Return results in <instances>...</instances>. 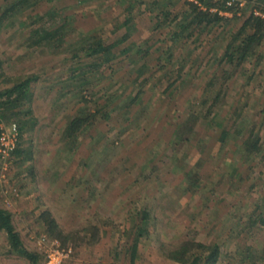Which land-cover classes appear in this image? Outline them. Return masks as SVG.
I'll list each match as a JSON object with an SVG mask.
<instances>
[{
    "label": "trees",
    "instance_id": "16d2710c",
    "mask_svg": "<svg viewBox=\"0 0 264 264\" xmlns=\"http://www.w3.org/2000/svg\"><path fill=\"white\" fill-rule=\"evenodd\" d=\"M57 1L6 0L0 6V32L5 29L10 31L11 36L22 34L16 44L18 50L22 49L21 53H8L0 46V137L3 131L11 129L13 123L17 126L16 146L9 156H4L0 151L1 166L8 164L10 168L14 163L24 161L25 158H18L19 155L24 156L30 150V136L41 121L34 111L36 101L76 95L81 100L80 107L64 116L68 120L63 132V146L67 147L68 152L61 165L66 167L70 163L66 188L73 184L84 185L85 181L80 176L88 166L90 157L85 145L92 136L90 130L98 123H106L105 126L113 128L111 119L114 114L120 115V121L130 119L133 105L142 102L149 84L159 92V97L144 108V112L151 113L147 123L154 118L151 131L159 129L162 121L167 122L172 113L184 108V103H172L189 92L184 101L189 107L188 116L192 121L188 131L197 133L200 124H207L206 127L212 130V152L216 158L229 154L236 147L234 141L240 135L242 144L239 148L243 155L238 162L231 164L229 171L214 173L212 179L197 177L183 159V151L192 143L184 142L179 149L170 143L179 124L177 118L167 128L163 153L153 160L148 170L143 171L142 167V171L126 186L129 196L125 203L130 204L126 213L131 222L126 228L121 229L115 218L95 211L85 225L66 230L50 209L55 197L42 193L38 199L41 205L37 208H41V218L35 215L22 228L14 220V215L0 204V230L6 234L4 254L24 257L29 264H44L47 251L39 244L40 238L54 237L63 248L70 250L61 264H74L84 250L99 245L110 232L111 237L118 235L115 249L111 250L112 264H139L141 245L146 241L149 228H152L150 236H153L155 247H158L157 251L163 258L159 264L166 261L168 264H264V248H252L257 237L264 233V190L255 195V191L264 186V167L248 186L243 182L245 172L241 170L247 168L250 171L259 163H264V0H121L115 2L114 6L123 14L114 20L107 19V14L112 11V3L78 0L77 6L80 8L98 4L94 13L103 16V23L89 30L72 23L71 12L57 6ZM45 5L44 10L42 7ZM85 9L84 15L87 12ZM256 10L262 14L256 13ZM145 13L150 16V21L143 33L135 38L134 32L144 27L135 19ZM56 17L61 19L47 26L42 25L49 18L53 20ZM111 23L119 31L113 37H105ZM74 36L78 38L72 40ZM42 51L44 55L52 57L51 64L58 60L52 68L42 59L37 60L36 68L27 65L21 68L26 60ZM203 54L208 55L209 59L207 62L202 60V63ZM120 56L122 59L119 61L131 65L137 74L142 76L146 72L141 82L128 85L115 79L113 75L122 65L110 63V72H104L105 65ZM149 66L150 70L145 71ZM206 70L209 72L204 74ZM60 71H66L58 80L65 83L60 93L36 94L38 87L55 84L48 80V75ZM5 78L9 80L7 84L3 83ZM127 88L130 91L126 97L113 106L114 99L119 97L117 95L125 93ZM237 103L240 109L246 106L253 109L249 128L238 125L240 112L234 106ZM137 127L140 124L137 123L134 129ZM117 137L119 133L107 140L106 148L116 146ZM61 151L58 149L57 152ZM140 156L142 152L138 153ZM33 161L34 157L28 160L26 170L32 171L36 183L39 172ZM138 165L136 163L114 173L110 187L115 189L119 175L130 173ZM76 169L78 173L74 172ZM114 169L119 167L115 165ZM6 171L9 175L11 168H6ZM173 171L179 172L175 179L171 178ZM228 175L234 180L232 185L235 188L232 186L226 192L207 188L210 182H217L223 189L230 180L219 183V176ZM162 176L168 178L167 188L178 187L183 182L188 184L187 190L191 191L185 207L192 208L193 214L191 218L184 219L189 230L180 229L182 236L173 244L167 243L158 234L156 205L159 204L154 205L149 199L156 196L158 189L151 187ZM37 186L35 184L32 191ZM244 187L246 191L241 196ZM3 190L0 188L1 194ZM144 191L147 199L140 203L145 197L142 195ZM185 191L181 189L179 196L170 201L167 207L177 202ZM9 194L15 202L21 200V189L15 184L10 186ZM211 199L214 204L210 207ZM244 200H248L253 209H248ZM238 209L240 212L236 216ZM206 214L207 222H203ZM28 230L33 234L27 238L24 233Z\"/></svg>",
    "mask_w": 264,
    "mask_h": 264
},
{
    "label": "rangeland",
    "instance_id": "374dc122",
    "mask_svg": "<svg viewBox=\"0 0 264 264\" xmlns=\"http://www.w3.org/2000/svg\"><path fill=\"white\" fill-rule=\"evenodd\" d=\"M5 1L6 0H0V6L4 4ZM105 1L112 3V11L107 14L108 20H114L116 17L122 16L123 12L120 11L117 6H114L115 2H121V0ZM77 2L78 0H58L56 5L64 8L68 12H71V16H73L72 23H74L77 27L89 30L103 23V16L101 14L96 15L94 13L98 4L89 5L86 10L84 7L80 8L77 6ZM47 5L42 7V9L45 10ZM84 9L87 11V14L85 13V15L83 13ZM256 11L261 12L260 10ZM226 14L231 15V13L228 12ZM59 19H61V17H56L53 20L49 18L47 22L42 23V25L47 26L51 22L58 21ZM135 20L144 24V27L141 26V28L134 32L133 35L136 38L145 30V25L150 21V16L148 13H145L142 14V16L136 17ZM111 24H109L106 29L105 37H113L117 35L119 31L113 26V24ZM162 32L166 33V31ZM21 35L22 34L11 36L10 31L5 29L2 30L0 32V46L8 53H13L14 51L21 53L22 49L18 50V48H16V44L18 43V39ZM77 38V36H74L72 40ZM38 59H42V62L44 61L46 64L50 63L48 67L51 68L58 61L57 60L55 63L51 64L52 57L44 55V52L42 51L32 59L30 58L29 60H26V62L23 63L24 65H21V68L26 65L28 67L31 66L32 69L36 68L35 63ZM120 59H122V56L111 60V62L105 65L104 72H110V69L108 68L110 63L118 64L119 66L122 65V67H120L113 75L115 79H118L128 85L141 82L146 72L141 76L139 73L137 74L131 65L124 62L121 63L119 61ZM208 59L209 56L203 54L201 61L203 60L204 62H207ZM194 60H196V58ZM150 66L145 69V71L150 70ZM13 67L14 66L11 65L12 69ZM207 72H209V70H206L204 74ZM65 73L66 71H60L58 74H49L48 80L54 81L55 84L38 87L36 94H41V92H50L51 94L60 93V91L63 90L65 83L64 81L58 82V80L61 79ZM8 82V79H3L4 84H7ZM150 85L151 84H149L147 89L148 91L143 97L142 102L133 105L132 111L130 112V119H123L120 121V115L114 114L111 119L114 126L113 128L105 126L106 123H98L96 127L90 130L92 136L87 142H85L86 147H88L87 153L90 157L87 160L88 166L83 170V173H81L80 176L81 180L85 181V184H73V186H70L69 188H66L65 184L69 177L68 170L70 168V163H68L66 167L61 165L63 160L67 158L68 152L67 147L63 146V132L68 120L65 119L64 116L67 113L75 112L80 107L81 100H78L79 96L71 95L67 98L57 96L49 99L48 101L41 100L39 102H35L34 111L39 116L41 121L36 126L33 135L30 136L32 137L30 150L25 153L26 155H19L18 157L25 158L24 161L14 163L12 167L10 166L11 173H9V175L6 171V168L8 170L10 169L8 164H3L2 166L0 165V188L4 189L2 194L0 191V204L5 206L14 215V220L20 224L21 228L24 224L26 225L28 222H31L35 215H37L38 218H41L39 215L41 208L39 210L37 208L41 205L38 199L42 193L44 196L55 197L50 204V209L56 215L60 225L66 230L85 225L89 222V219L95 211H100L104 215L115 218L121 226V229L126 228L127 225L131 223L130 220L127 219L126 213L130 208V204L125 203L129 196V189H127L126 186L128 187L134 176L142 171V167L144 168L143 171L148 170L151 167L150 164L153 160L160 157L163 153L162 148L164 146L167 128L174 124L177 118H179V124H177L176 131L174 132L175 135L173 134L174 136L172 137V142L170 143H173V146L176 149L182 147L184 142L186 144L189 142L192 143L191 146L183 151V159L186 161L185 163H187L188 168L195 173L197 177L212 179L214 177V173H220L223 170H225V172L229 171L231 164L236 161L238 162L241 159L243 152L239 148L240 144H242V138L240 135L234 141L236 147L233 148L229 154H222L219 158H216L213 156L212 152L213 134H210V132L212 133V130H209V128L206 127L207 124H200L198 126L197 133L188 131L192 121L191 117L188 116L189 107L186 106V102L184 101L189 92L185 93L181 100H174L172 103L173 105L177 102L184 103V108L178 111V113H172L171 118H169L167 122L162 121L159 129L151 131V128L154 125V118L151 122L147 123V118L151 113L150 111L144 112V108L151 102V100L155 101L157 97H159V92L157 93V89L153 90ZM197 85H199V83H197L196 86ZM129 91L130 89L127 88L125 93L118 94L117 96L119 97L114 99V102L112 103L113 106L121 102ZM102 100L104 101L105 99ZM234 106L235 110H237L238 113L240 112V118L238 121L239 127L249 128V121L253 118L252 107L246 106L240 109L239 103ZM137 123L140 124V127L134 129ZM103 132H105L106 135L102 136ZM118 133L119 137L116 139V146L106 148V142ZM146 133L148 135L144 136ZM142 137L143 139H140ZM138 139H140V141ZM58 149H62L61 153L57 152ZM140 152H142V156L138 157V153ZM32 157H34V167L39 172L37 173L38 181L36 180V183L31 175L32 171L30 172L29 170H26L27 162ZM136 163L140 166L138 165V167L130 173L126 172L119 175V180L116 182L118 185L115 189H112V187H110V184L112 183V175L116 172L119 173V171H123L125 168H129ZM115 165L118 166L119 169L115 170ZM263 167L264 163H259L250 171H247V168L241 169L243 173L245 172V180L243 181L245 186L250 184V182L254 179V176ZM74 172L78 173V170L76 169ZM178 175V171H173L171 173V178L175 179ZM167 179L168 178L166 176H162L155 181V184L151 187V189L156 187L158 192L155 194L156 196L153 195L151 196L152 198L149 197V199L151 202L155 203L154 205H156L157 202L159 204L156 205V213L158 215V234L161 235L164 241L173 244L177 242L179 237L182 236L180 229H183L184 231L189 230L188 223H186L184 219L188 217L191 218V214H193V212L192 208L185 207L186 202L191 196V191L187 190L188 184L180 182L178 187L167 188ZM185 180L187 181L188 179L185 178ZM224 180L230 181L223 189L217 182H210L207 188H215L218 192H226L234 186L232 185L234 184V180L231 179L229 175L225 177L219 176V183ZM34 183L38 186L32 191V188L35 186ZM187 183H189V181ZM12 184H15L17 188L21 189V200L17 202H15L12 195L9 194V189ZM235 187L236 186H234V188ZM165 188L167 189L164 192ZM181 189H186V191L179 197L180 199L177 202L175 201L173 205L167 207L170 201H174V199L179 196ZM263 190L264 186L263 188L258 189L257 192L255 191V195ZM245 191L246 187L243 188L240 195L244 196ZM142 195L145 197H143V200H141L140 203L147 199L146 191H144ZM155 197H158L157 200H155ZM153 199L155 201H153ZM213 204L214 200L211 199V201H209V206L211 207ZM244 205L248 207V209H253V205H249L248 200H244ZM25 208L28 209L26 210ZM35 209L38 210L36 211L37 213L35 211L32 212ZM221 210L222 209L217 211L216 214H220ZM239 212L240 209L236 211V216ZM207 219L208 215L206 214L203 216L202 221L207 222ZM149 231L150 232L145 235L146 241L141 245V258L139 260V264H159L163 261L162 256L157 251L158 247H155L153 236H150L153 229L149 228ZM208 233H210L209 230ZM32 234L31 230L25 231L24 233L27 238ZM213 234L216 235V231H214ZM117 237L118 235L111 237L109 232L99 245L89 246L86 250H84L83 255L75 260L74 264H112L111 250L115 249ZM52 239H54V237ZM5 242L6 234L3 230H0V264H29V261L24 257H19L17 255L9 257L5 255ZM29 243L31 244V242ZM252 248H264V233L263 235L257 237L254 245H252ZM168 263L169 262L166 261L164 264ZM116 264L126 263L120 262ZM230 264H234V262H230Z\"/></svg>",
    "mask_w": 264,
    "mask_h": 264
},
{
    "label": "built area",
    "instance_id": "2783aa9c",
    "mask_svg": "<svg viewBox=\"0 0 264 264\" xmlns=\"http://www.w3.org/2000/svg\"><path fill=\"white\" fill-rule=\"evenodd\" d=\"M256 13L262 14L258 11ZM262 15L264 16V14ZM16 140L17 126L13 123L11 129L3 131L0 137V151L3 152L4 156H9L11 154L16 146ZM39 244H41L43 248H46L47 251L44 264H61L62 260L69 255L70 250L67 251L63 248L60 241L56 238L47 239L43 236L40 238Z\"/></svg>",
    "mask_w": 264,
    "mask_h": 264
}]
</instances>
